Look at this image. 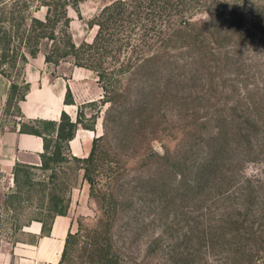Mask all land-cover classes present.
<instances>
[{
  "label": "rangeland",
  "instance_id": "374dc122",
  "mask_svg": "<svg viewBox=\"0 0 264 264\" xmlns=\"http://www.w3.org/2000/svg\"><path fill=\"white\" fill-rule=\"evenodd\" d=\"M70 2L65 49L44 38L33 57L13 39L0 68L21 86L30 65L69 79L82 121L70 154L87 157L104 138L94 183L70 160L34 168L30 192L11 198L13 169L0 163V247L35 239L15 229L50 177L70 198L62 264H264V0ZM20 103L1 131L23 121Z\"/></svg>",
  "mask_w": 264,
  "mask_h": 264
},
{
  "label": "trees",
  "instance_id": "16d2710c",
  "mask_svg": "<svg viewBox=\"0 0 264 264\" xmlns=\"http://www.w3.org/2000/svg\"><path fill=\"white\" fill-rule=\"evenodd\" d=\"M73 1V3H75L77 0ZM70 3V0H8L5 2L4 6H0V44L8 51L11 49L10 47L13 44V39H18L20 49L25 48L26 52L33 57H36L40 52V45L44 38L53 41V49H55V52L58 50L60 51V49H65V46L64 48H61L60 46L61 41L59 42L60 36L58 35V25L59 22L62 21L64 26L68 28L70 18L67 7ZM33 5H35L37 10H40L42 7L46 8L44 17L41 18L40 16L34 14L35 10L32 9ZM7 14L10 15L11 21L5 18V15ZM2 15H4V17ZM6 22L9 24L6 25ZM13 27L16 28V34H14ZM66 35L68 36V39L65 44L72 51L77 48V46L73 41L71 34L67 32ZM69 51L65 53H69ZM16 57V55H13L12 59L14 60V63L16 61ZM21 58L23 61L28 60L27 55L22 51ZM45 59L47 62L58 63L59 61V58L56 59L51 52L45 53ZM0 73L4 74L11 83L5 111L10 107L17 105V110L20 112L17 102L25 99L27 92L31 87L30 82L25 81L24 86H21L19 81L11 79L9 74L3 72L1 68ZM104 89H106V87ZM65 102L74 103L69 87L66 92ZM19 123V130L21 132L36 134L43 138L44 150L40 154V164L17 162L14 165L13 176L16 189L10 193L9 197L22 198V194L30 192V181L33 177L34 168L48 170L54 168L55 165H62V163H66L70 160L77 161L80 164V167L84 168L85 178L91 183V186L93 185L94 177L92 173L95 170L93 164L95 158L94 156L98 148V141L103 140L104 138L103 136H98L94 139L90 154L87 157L70 154V141L75 137L79 124L82 123L80 120V113L76 120L72 119L68 112L63 111L58 121L34 119L21 121ZM87 128L94 129V126L90 125L87 126ZM225 150V145L218 146L217 151L213 155L215 156V161L223 155ZM65 188H67L65 185L58 186V183L54 181V178L49 177L44 179V193L39 198V203L36 205L33 203L34 201L31 203V209L27 220L23 223H18L15 230H22L25 232L26 226H29L33 221H40L42 223V234L49 235L51 233L55 217L57 215H65L68 212L70 198L69 196L63 194L62 191ZM72 237L73 233L69 232L58 264H62V262L67 258ZM19 241L20 240H16L13 245ZM99 254L101 257V252ZM100 259V263L107 264V262H102L104 261V258Z\"/></svg>",
  "mask_w": 264,
  "mask_h": 264
},
{
  "label": "crops",
  "instance_id": "0c3cea01",
  "mask_svg": "<svg viewBox=\"0 0 264 264\" xmlns=\"http://www.w3.org/2000/svg\"><path fill=\"white\" fill-rule=\"evenodd\" d=\"M26 78L31 87L20 103L23 121L30 119L58 121L63 111L68 112L72 119L75 118V104L65 102L69 84L73 88L69 79L51 78L46 74L43 66L33 67L32 65L27 69ZM10 84V80L0 73V163L8 170H12L17 162L40 164V154L44 150L43 138L36 134L21 132L20 125L12 130L1 131ZM71 223L70 215H57L53 221L51 233L43 235L42 223L33 221L25 227V232L35 239L19 241L8 248L1 247L0 264H58Z\"/></svg>",
  "mask_w": 264,
  "mask_h": 264
}]
</instances>
